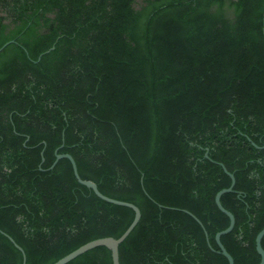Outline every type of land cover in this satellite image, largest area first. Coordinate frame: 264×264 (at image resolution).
I'll return each instance as SVG.
<instances>
[{"label":"trees","instance_id":"obj_1","mask_svg":"<svg viewBox=\"0 0 264 264\" xmlns=\"http://www.w3.org/2000/svg\"><path fill=\"white\" fill-rule=\"evenodd\" d=\"M11 41L0 51V230L26 264L118 239L135 218L81 185L68 159L49 170L57 154L141 210L120 264H229L216 242L230 226L215 201L232 184L223 164L236 224L221 242L235 264H260L264 0H0V49ZM0 264H23L1 232ZM68 264H113L112 253Z\"/></svg>","mask_w":264,"mask_h":264},{"label":"water","instance_id":"obj_2","mask_svg":"<svg viewBox=\"0 0 264 264\" xmlns=\"http://www.w3.org/2000/svg\"><path fill=\"white\" fill-rule=\"evenodd\" d=\"M11 43H14V41H11V42L5 44V46L3 48H1L0 51H2L5 47H7ZM52 50H54V48H51V50H49L47 53H49ZM40 59H41V57L39 58V60ZM254 146L257 148H260V149H264V146L258 147L255 144H254ZM43 153L44 152H42V156L44 155ZM62 159H68L72 163L75 177L81 185L91 189L96 194L97 197H99L100 199H102L105 202H108V203H111L114 205H118V206L128 207V208L132 209L135 212V218H134L132 224L130 225V227L126 230V232L120 238L116 239L113 237H107V238H101V239L91 241V242L81 246L77 250L73 251L69 255L65 256L64 258L60 259L58 262H56L54 264H68L71 261L75 260L76 258L80 257L81 255H83V254H85V253H87V252H89L95 248H98V247L108 248L112 253L113 264H120V245L129 237V235L132 233V231L136 228V226L140 222L141 217H142L141 210L136 205H134L132 203L121 201V200H116V199H113V198H110V197L104 195L103 193H101V191L98 188V185L95 182L90 181V180H83L81 178V176L79 175L76 161L70 154H57L56 161L49 168V170L54 169L55 166L58 164V162ZM42 163H44V158L42 160ZM220 165L223 167L226 174H228L230 176V178L232 179V184L229 188L221 190L216 195L215 201H216L218 208L225 215H227L229 217L230 226L226 230L221 231L216 235V242H217L218 246L220 247V252L228 259L229 264H235L234 258L229 254L227 249L222 244L221 238H222V236L227 235L233 231L235 224H236V220H235L234 215L230 211H228L227 209H225L223 207L222 202H221V198L223 195H225L227 193H231L234 191V187L236 185V179H235V176L233 174H231L223 164H220ZM189 214L192 215L191 213H189ZM193 217H195V216H193ZM198 222L200 224H202L199 220H198ZM0 232L2 234H4L15 245V247L20 252H22L23 264H26L27 263V257H26V254H25V251L23 250V248L21 246H19L11 236H9L8 234L4 233L1 230H0ZM207 237H208V235H207ZM263 238H264V229L258 234V236L256 238V249H257L258 254L261 257L260 264H264V249L262 247Z\"/></svg>","mask_w":264,"mask_h":264}]
</instances>
